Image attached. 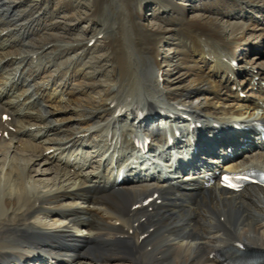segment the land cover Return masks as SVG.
Masks as SVG:
<instances>
[{"label": "bare ground", "instance_id": "obj_1", "mask_svg": "<svg viewBox=\"0 0 264 264\" xmlns=\"http://www.w3.org/2000/svg\"><path fill=\"white\" fill-rule=\"evenodd\" d=\"M70 1L65 0L61 11L58 9L63 24L76 19L62 11L69 10ZM202 2L200 16L189 18L173 0H91L87 19L90 24H102L99 34L108 36L103 37L109 57L104 64V60L90 64L68 57L82 41L70 40L66 32V37H57L55 32L61 27L53 22L58 15L55 8L46 27L41 16L32 19L46 32L39 43L28 42L35 37L20 33L39 28L24 21V29H19L15 23L24 17L18 19V15L10 21L14 17L11 11L21 2L9 4L6 18L7 11L0 12L1 22L6 23L0 34L12 28L10 35L17 36L0 37V157L6 139L12 142L19 133L28 139V143L16 142L26 154L18 153L19 148L13 145L8 155L12 159L17 154L27 156L23 163L11 160L0 170V264L39 261L44 256L57 264H222L212 254H233L236 244L246 252L264 253V188L252 186L233 194L221 190L218 182L206 187L204 176H214L220 170L215 166L182 180L164 173L141 176L139 171L124 184H115L114 167H120L126 154L122 152H136L133 141L150 137L153 145H149V153L163 158L154 144L161 150L175 148L167 147L170 143L163 139L165 131L171 133L176 145H183L182 139H186L190 146V139L198 140L208 126L209 133L196 144L198 153H205L213 150L225 125L264 126V60L252 53L253 43L245 51L239 45L264 37V0ZM143 4L158 8L161 16L154 17L163 23L154 28L143 25L137 13ZM40 7L34 5L29 11ZM237 13L238 22H221L223 15ZM95 36L84 41L85 45ZM172 39L174 53L163 57L158 48ZM248 53L256 57L243 60ZM172 60L181 66L180 74L187 84L180 91L161 82L167 77H160L162 64ZM235 60L237 66L233 67ZM180 80L178 77L176 82ZM240 93H250L254 101L247 96L240 98ZM129 116L130 123H123L122 118ZM156 116L165 121L164 127L153 124ZM193 122L200 127L191 128ZM152 128L155 137L147 131ZM176 130L180 137L174 134ZM239 137L238 141L230 140L231 148L249 142L247 153L260 146L255 134ZM88 146L96 148L101 157L98 166L102 170L90 172L92 175L83 173L92 159L78 158V149L73 152ZM49 150L43 158L52 163L45 162V166L57 163L61 168L36 169ZM262 155L247 154L243 163L228 158L223 171L264 173ZM46 173L55 174L53 188L41 194L27 178ZM75 181L77 185L73 183L68 190L66 185ZM153 193L158 194L160 204L153 201L136 207ZM67 199H78L82 208L57 210ZM43 206L47 211H42ZM40 213L50 219L58 217L66 225L46 231L33 224ZM87 232L90 237L81 239ZM26 250H32V255Z\"/></svg>", "mask_w": 264, "mask_h": 264}, {"label": "rangeland", "instance_id": "obj_2", "mask_svg": "<svg viewBox=\"0 0 264 264\" xmlns=\"http://www.w3.org/2000/svg\"><path fill=\"white\" fill-rule=\"evenodd\" d=\"M205 1H208V0H205ZM18 2H21V4L17 8H15V10L11 11L12 13L10 15L14 16V17L11 18L10 21L14 20L16 15L19 16V17L17 16L18 19L21 18V17H24V20L22 22L15 23V24H17V27L19 26V29H24V26H23V23H25L24 21H27V22L31 23V25L34 27V29H38L39 26L37 24H33V22H32V19L34 20L38 16H41V18H43L42 21L45 24L42 21L41 22L44 24V26L45 25L48 26V24L50 23L49 19L52 16L51 13L54 11L52 8H55V11L58 13V15L56 17L54 16L53 22H56V23L59 22L60 23V27H61L60 31L58 30V31L55 32L56 34H59V35H57V37H66L65 36V32H66L67 34H70L69 35L70 40L72 38H74V39L82 41L81 42L82 45L77 46V47L75 46V48L70 51V54L68 56L69 58L72 57L74 59H79V60H82V62L84 61V62L90 63V64H92L93 62H96V61H103V60H104V62H103V64H104L107 60H109L108 52L106 50V47L104 46V43L106 42V40L103 38V37H108V36L106 34H104V36L102 37V34H99L100 33L99 30H101L103 28L102 24H101V26H100V24L99 25H95V24H92V23L90 24L89 20L87 19V15L89 13L87 6H90L91 0H72V1H70L72 6L71 7L69 6V10L63 9L62 11L63 12L66 11L67 13H71V15L73 14V16H75L76 19L72 20L74 22H71L70 21L71 19H69V21H70L69 23H67L68 21L67 22L64 21L65 24H63L62 18L59 17L61 15V13L58 12L59 7H61V5L63 4V2H65V0H8V1L7 0H2V1H0V4L2 3V6L0 8V12L7 11V12H5V15L3 17L6 18L8 16V12H9L8 6H9V4L10 5H12V4L17 5ZM173 2L180 9L185 10L186 16L189 17V18L199 17L200 14L204 10V5H203L202 0H173ZM37 4L41 5L39 10L34 11L35 8H33V10L29 11V9L32 6L37 5ZM145 7H146V9H144ZM44 9L47 11V14L45 16L42 14L43 12L46 13V11H44ZM157 9L158 8H156L154 5H149L148 6V4L147 5L143 4V7L141 5L137 9V13L140 16L139 18H141V21H142L143 25H145L146 27H149V28H154L155 26L163 23L162 21L159 20L158 17H154V14L156 16L160 15ZM59 11H61V9H59ZM166 12H168V11H166ZM252 14L254 16L256 15L255 13H252ZM235 15L225 14V15H223L224 19L222 18L221 22H226V21L238 22L237 19L239 18L238 17L239 14L237 13V16H235ZM259 19H261V18H259ZM1 21H2V17H0V27L5 28V24L6 23L1 22ZM262 22H263V20H262ZM163 26L166 27L165 25H163ZM168 27H170V26L168 25L166 28H168ZM7 31L8 32L6 34H5V31H3L0 34V37H17V36L10 35V33L13 32L12 28H7ZM28 32H29L28 30H25V32H20L22 37H35V39L31 38L28 42H37V43H39L38 41H41L40 39L44 38L43 36H46V35H44L46 32H44L40 28H39V30H34L32 33H28ZM107 32L110 33L109 31H107ZM93 35H97V36H95L93 38V40L88 42V45H85L86 40H90V38L93 37ZM172 43H173V39L169 40V41H166V42L164 41V43L161 45V47L158 48L160 54L163 55V57L164 56H169V55L174 53L173 52L174 51V48H173L174 46L171 45ZM251 43H253V45L255 46V47L250 46L251 47L250 49L252 50V53L254 55H259V56H257V59L260 58L261 60H264V37H259V39L252 40V42L245 41V42L242 43V41H241L239 43V45L241 44V47H243V48H240V49L243 50V51L247 50L246 47H248L249 44H251ZM257 44H259V45H257ZM75 54L80 56V57L79 58L75 57L76 56ZM254 57H256V56H254ZM254 57H253V55L248 53L247 55L243 56V60L249 61V60L253 59ZM238 59L241 62H245L239 57H238ZM162 69H163L162 70L163 74L160 77L167 76L166 78H164V80L161 79V82H163L162 84L164 85V87H166V88H168L170 90L172 89L174 91H180L187 85L185 83V80L181 77V74H180V73H182L181 72L182 71L181 70V66L178 63H176V61L172 60V62L169 61V63H167V64H162ZM165 72H166V75H165ZM239 73H240L241 78H244V75H242L243 72H239ZM225 75L227 77H230V76L232 77V74L227 75V73H225ZM178 77L181 78V80L176 82V79ZM172 81H175V82L174 83H170ZM246 94H247V97L250 98L249 100L254 101L253 97L249 96L250 93H246ZM249 100H247V101H249ZM152 104H154V103H151V105ZM34 107L36 108L35 105H34ZM124 119L125 118H122L123 121H124ZM190 120L191 119L188 118V121L191 124L192 121H190ZM68 122H72V121L68 120ZM147 124L149 126H151V124H149V123H147ZM153 124L155 126L157 125V127H159V128L163 126V122L161 120H158V119L154 120ZM154 129L155 128H152L151 130H147V131H152L150 133H151V135L153 137H155V135H153L154 134V132H153ZM204 129L207 130V131H204L203 133H200V137L198 139V141H200V142H202V140H203L202 138L205 136V133H209V131H210L208 126L204 127ZM156 130H159V129L156 128ZM157 136H156V138H157ZM10 141H11L10 139H6V141L4 143L5 144L4 145V153H2V155L0 157V170L2 169L3 165L8 164V162L11 161V160H12L11 162H14V160H15V161H17V163L21 164V163H23V161L27 157V156L26 157H21L19 154H17V156L15 155L13 157V159H12V156H8V155H10V150L12 149L13 145H15V146H17L19 148L20 152H18V153L26 154L24 151H22L20 149V146L24 142L28 143L27 136H25L24 134L19 133L17 136H15V139L12 142H10ZM17 141L21 143V144L18 143L20 146H18V144L16 145ZM79 151L82 152L85 155V157L88 158V160L92 159L91 166L88 167L87 169L83 170V173H86L88 175H92L90 172H92V173L98 172V170H99V166L98 165H100L99 160L101 159V157L98 156L97 152H95L96 149L95 148H91V147H87L86 149H83V150L79 149ZM171 153H173V152H171ZM47 154H48V152L45 151V154H43L41 156V160L39 162L40 165L37 166L36 169L45 170L48 167L53 169L55 166H58V167L61 168V166L58 165L57 163H53V164H49V165L45 166V162H46V164L51 162V161H48L46 158H43V156H46ZM11 155H13V154H11ZM5 156H7V157H5ZM245 158H246L245 156L242 157L241 159H239L238 162H243L245 160ZM166 174L170 175V176L171 175H177L180 180L183 179L187 175L186 173L172 174V172L166 173ZM54 175L55 174L50 175L49 173H46L43 176L41 175V176L37 177V176L32 174L31 175L32 178H29V179L27 178V180H28V182H30V184L32 186L35 187V189L37 191H39V192L41 191V194H42V192L46 191V189H48V188L52 189L53 188L52 182L54 181V178H53ZM0 177H1V175H0ZM88 178H89V176H88ZM73 183H75L77 185V181L66 185V186H68L67 187L68 190H70V187H72ZM80 202L81 201H78V199H67V200L62 201L59 204V207H57L56 209L57 210H61V211H67V212L69 210H71V209H80V208H82V207H78V206H82V204H81L82 202L81 203ZM46 209H48L47 206H43L42 207V211H47ZM61 220L62 219H60L58 217H54L53 219H50L47 215H44V214L42 215L40 213L36 217V220H35V222H33V224L37 225V226H38V224H40L46 231H49V230L54 229V228H62L64 225H66V222H64L63 220L61 221ZM62 224H64V225L62 226ZM79 233L85 235V232H79ZM87 234H88L87 237L81 238V239H86V238L90 237L88 232H87ZM71 235L74 236V234L72 232H71ZM78 239H80V238H78ZM26 254L27 255H32V250H31V252L26 250ZM38 254H41V252H39ZM42 255H44V254L42 253ZM81 260H83V259L81 258ZM44 262L46 263V261H44ZM13 263H15V262H13ZM45 263H43V264H45ZM24 264H41V262L39 261L37 263V262H34V261H29V262H26ZM54 264H56V263H54ZM74 264H90V263L89 262H77V263L75 262Z\"/></svg>", "mask_w": 264, "mask_h": 264}, {"label": "snow or ice", "instance_id": "obj_3", "mask_svg": "<svg viewBox=\"0 0 264 264\" xmlns=\"http://www.w3.org/2000/svg\"><path fill=\"white\" fill-rule=\"evenodd\" d=\"M229 179H230V178L225 177V181H228ZM228 186L233 187L234 185H232L231 183H229Z\"/></svg>", "mask_w": 264, "mask_h": 264}, {"label": "clouds", "instance_id": "obj_4", "mask_svg": "<svg viewBox=\"0 0 264 264\" xmlns=\"http://www.w3.org/2000/svg\"><path fill=\"white\" fill-rule=\"evenodd\" d=\"M33 192H34V190H33Z\"/></svg>", "mask_w": 264, "mask_h": 264}]
</instances>
